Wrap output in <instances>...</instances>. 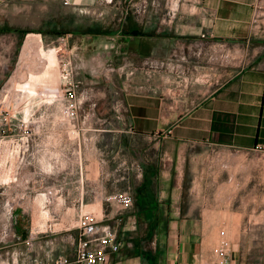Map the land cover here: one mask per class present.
Here are the masks:
<instances>
[{"label": "crops", "instance_id": "1", "mask_svg": "<svg viewBox=\"0 0 264 264\" xmlns=\"http://www.w3.org/2000/svg\"><path fill=\"white\" fill-rule=\"evenodd\" d=\"M94 1L69 3L93 8ZM180 2L175 9L166 5L178 14L165 20L164 26L155 20H121L116 53L122 52L118 62L130 53L134 61L146 63L162 55L166 62L188 64L189 73L134 71L118 63V102H84L83 130L65 133L63 149L57 138L43 137L38 153L41 172L62 169V149L69 169L82 168L86 186L97 188L98 194L84 197L83 193L79 205L71 194L62 195L55 205L44 206L52 219H41L39 224L57 220L63 226L52 234V226L43 229L44 223L42 229L49 233L29 247L25 240L39 228L32 220L21 237L24 241L12 249L24 252V264L40 256L75 258L77 220L85 210L119 228L122 248L107 264H215L223 255H229L232 264H264V0ZM252 41L263 46L260 56L212 92L202 94L206 86L200 84L199 74L205 69L200 63L205 52L221 44ZM150 63L158 66L159 62ZM210 69L215 79L216 71ZM185 102L199 103L187 106ZM207 146L260 161L245 164L246 168L242 164L219 167L216 205H210L211 198L201 186L196 189L193 175L197 149ZM83 151L97 161L87 157L78 163ZM93 165L99 171L96 179L89 178ZM254 170L260 173L253 175ZM111 181L136 188L132 209L120 210L112 198L116 193L108 192ZM135 220L148 223L138 227ZM48 238H54L53 245Z\"/></svg>", "mask_w": 264, "mask_h": 264}, {"label": "rangeland", "instance_id": "2", "mask_svg": "<svg viewBox=\"0 0 264 264\" xmlns=\"http://www.w3.org/2000/svg\"><path fill=\"white\" fill-rule=\"evenodd\" d=\"M69 2L70 0H0V193L4 197L3 202L6 199L15 200L14 223L10 219L8 224H13V233L19 238L16 239L14 246L6 250L12 251L13 247L24 241L21 237L28 231L32 220L34 226H39L38 230L50 228L49 225L53 229H60L63 226L57 224L59 223L57 220L49 224L45 221L39 224L41 219H52V215H48L43 209L44 198L37 197L40 180L43 179L46 186H51L53 180L59 182L60 195L71 194L72 197H76L74 200L78 205L82 201L83 193L84 197L98 194L97 188L86 186L87 176L84 170L77 172L73 171L72 167L69 169L68 155L62 150L67 140L63 138L66 137L65 133L69 131L77 133L83 130L80 124L83 119V105L79 108L76 119H71L67 109L68 89L78 84L77 94L82 102L116 103L120 99L117 94L119 74L115 70L118 63H123L122 65L126 63L127 68H132L134 71L144 68L157 70L158 73L167 71L166 69L160 71L157 66H152L150 63L154 60L159 62L158 65L166 62L167 59L162 55L154 56L146 63L143 59L139 62L134 61V56L130 53L126 54L124 59L121 57L122 62H118L122 52L117 56L119 43L116 40L118 35H122L118 33L121 30L119 27L121 20L125 18L136 19L139 22L155 20L157 24L164 26L165 20H170L171 16L176 17L174 13L178 14L175 10H167L166 5L169 4L175 9L181 4L180 0L171 2L170 0H95L93 8H85ZM30 34L40 36L46 51L51 49L56 51L59 80L54 95L32 94L18 85V82L25 80L31 69L37 67V46H33L34 52L32 51L31 57L24 58L22 55ZM221 45L205 52L200 60L201 66L205 68L204 72L199 74L200 84L206 86L202 94L212 92L215 87H219L238 71L250 65L263 50L260 42L253 41L232 43L227 47ZM180 65L181 68L175 74L184 76L190 72H183L185 65L190 69L188 64ZM210 68L216 71L215 79L212 75L214 71ZM198 103L187 102L186 105L192 106ZM111 108L114 112L115 107ZM44 136L50 139L53 136L61 143L62 149L59 151L63 164L61 163L60 171L50 169L44 171V174L41 172L38 153ZM79 142L78 140L77 143ZM81 143L84 146L83 138ZM197 150L199 153L194 162L196 171H193V175L196 176V189L200 186L201 189L203 188L211 198L210 205H216V173L219 167L227 169L230 165L242 164V167L246 168L245 164L260 162L228 148L207 146ZM87 157L84 156L83 151L76 160L78 163L86 162ZM90 159L93 162L97 161L95 156ZM47 162L49 164L53 162L51 153ZM258 173L260 171H253V175ZM98 175V167L93 165L89 178L96 179ZM255 180H257L256 176L253 185ZM117 184L109 182L110 194L130 190L134 199L137 197L136 188ZM25 195L35 198L34 203L32 202L28 207L22 200ZM104 203L105 208L110 209L107 203ZM88 210H92V207H88ZM41 212L43 215H40ZM44 223L46 225L43 228ZM134 223L142 227L148 222L135 220ZM2 224L5 227L6 222L3 221ZM3 250L4 248L0 249Z\"/></svg>", "mask_w": 264, "mask_h": 264}, {"label": "built area", "instance_id": "3", "mask_svg": "<svg viewBox=\"0 0 264 264\" xmlns=\"http://www.w3.org/2000/svg\"><path fill=\"white\" fill-rule=\"evenodd\" d=\"M195 1L201 3L203 0ZM157 67L160 71L166 69L169 72L175 73L181 68V65L169 61L162 62ZM183 67V72L190 71L186 65ZM78 87L79 85L76 84L68 89L67 109L71 115V119H76L79 108L84 104V102L78 97ZM80 170L82 171V168ZM58 183L59 182L53 180L51 186H46L43 179L39 181L40 191L38 192L37 197L44 198L45 206H53L58 202V197L61 196ZM2 196V193H0V244L3 246L2 248H4L3 251H0V264H24V262H22V258L24 257L23 251L15 252L9 249L6 250V248L14 246L13 244L17 242L16 239L18 240L19 238L13 233V224H8L10 219H12L13 222V218H15L13 213L16 204L15 200L6 199V201L3 202L2 200L4 197ZM112 198L120 204L121 211L130 210L134 206V197L130 190L119 191ZM22 200L23 203H27L26 207H28V205H31V203L34 202L35 198L33 199L30 195H25L22 197ZM3 221L6 222L5 227L2 224ZM76 226L79 231V236L75 242V258L70 259L69 257H59L50 259L42 258L40 256L35 257L26 264H107L108 261H110L111 256L122 248V241L119 239L118 226L105 223L103 219L99 218V215L96 212L83 211L77 220ZM46 233L49 232L38 229L31 231L25 241L29 247H33L34 243L37 242L40 236ZM53 233H55L54 229L52 231V234ZM46 241L48 244L53 245L55 240L54 238H48ZM215 264H232V262L229 255H223L219 262Z\"/></svg>", "mask_w": 264, "mask_h": 264}, {"label": "bare ground", "instance_id": "4", "mask_svg": "<svg viewBox=\"0 0 264 264\" xmlns=\"http://www.w3.org/2000/svg\"><path fill=\"white\" fill-rule=\"evenodd\" d=\"M41 42L42 41L39 35H35V34L28 35L22 55L24 58L31 57L33 46H37L38 47V60L36 61L37 67L33 69L30 68L31 70L29 69L30 71L28 72V75L25 78V80L18 82V85L25 88L27 91H29L32 94L54 95L58 87L57 80H59L58 57L56 55L55 49L46 51L43 48ZM22 64L23 63H21V65ZM18 70L20 69L18 68ZM19 74L20 73H18V76ZM44 214H46V212H44ZM40 215H43V212H41Z\"/></svg>", "mask_w": 264, "mask_h": 264}, {"label": "trees", "instance_id": "5", "mask_svg": "<svg viewBox=\"0 0 264 264\" xmlns=\"http://www.w3.org/2000/svg\"><path fill=\"white\" fill-rule=\"evenodd\" d=\"M129 29H132L131 27ZM102 35V34H101ZM132 35V34H131Z\"/></svg>", "mask_w": 264, "mask_h": 264}]
</instances>
